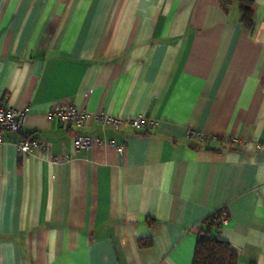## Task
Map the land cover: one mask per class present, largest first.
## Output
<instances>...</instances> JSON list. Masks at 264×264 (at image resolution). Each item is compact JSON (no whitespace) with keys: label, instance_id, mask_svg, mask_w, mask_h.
<instances>
[{"label":"crops","instance_id":"crops-1","mask_svg":"<svg viewBox=\"0 0 264 264\" xmlns=\"http://www.w3.org/2000/svg\"><path fill=\"white\" fill-rule=\"evenodd\" d=\"M251 10L248 25L235 1L0 0V103L28 111L0 143V264H193L220 210L209 235L264 264V0ZM57 101L85 124L49 119ZM76 134L100 141L75 153Z\"/></svg>","mask_w":264,"mask_h":264},{"label":"built area","instance_id":"built-area-1","mask_svg":"<svg viewBox=\"0 0 264 264\" xmlns=\"http://www.w3.org/2000/svg\"><path fill=\"white\" fill-rule=\"evenodd\" d=\"M27 108H10L0 103V143L5 141V134L7 132H19L21 126L24 124L26 116H27ZM96 119L101 121L104 124H107L113 128H118L121 126H134L137 128L140 127H152L154 125V121L151 119L144 118L142 116L135 117H119L115 115H111L104 111H98L93 115ZM47 117L49 119H56L61 123H64L68 126H82L85 124L89 115L85 111H79L72 103L67 102H54L48 109ZM197 136L200 138H204L202 133H197ZM100 141L99 138H95L92 136H81L76 134L73 138V147L75 153L80 150L88 149L92 144ZM112 143V141H109ZM257 147H260V144H257ZM18 148L27 153L32 149H40L43 152H47L48 149L46 146L40 142L36 138L25 137L22 138L18 142ZM118 150H122V145L117 146ZM64 159H69L70 156L66 155L63 157ZM51 161L54 163L59 161V158L55 155L50 156ZM226 221L225 213L220 218V223Z\"/></svg>","mask_w":264,"mask_h":264},{"label":"trees","instance_id":"trees-1","mask_svg":"<svg viewBox=\"0 0 264 264\" xmlns=\"http://www.w3.org/2000/svg\"><path fill=\"white\" fill-rule=\"evenodd\" d=\"M225 5L237 2L240 8L241 19L244 23H251L252 0H221ZM223 211H217L205 219L206 229L201 230L196 242L193 264H236L237 254L227 241L209 235V230L220 224ZM226 216V214H225Z\"/></svg>","mask_w":264,"mask_h":264}]
</instances>
